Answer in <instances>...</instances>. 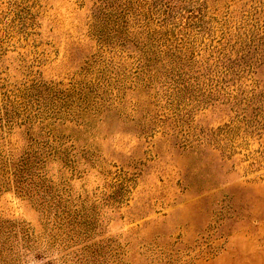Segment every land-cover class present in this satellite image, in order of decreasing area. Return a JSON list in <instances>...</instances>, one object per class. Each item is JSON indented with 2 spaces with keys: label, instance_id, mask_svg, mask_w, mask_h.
Wrapping results in <instances>:
<instances>
[{
  "label": "rangeland",
  "instance_id": "rangeland-1",
  "mask_svg": "<svg viewBox=\"0 0 264 264\" xmlns=\"http://www.w3.org/2000/svg\"><path fill=\"white\" fill-rule=\"evenodd\" d=\"M0 264H264V0H0Z\"/></svg>",
  "mask_w": 264,
  "mask_h": 264
}]
</instances>
